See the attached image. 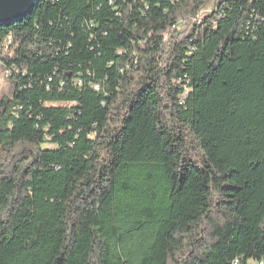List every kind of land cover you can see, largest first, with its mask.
<instances>
[{"label":"trees","instance_id":"trees-1","mask_svg":"<svg viewBox=\"0 0 264 264\" xmlns=\"http://www.w3.org/2000/svg\"><path fill=\"white\" fill-rule=\"evenodd\" d=\"M204 3L0 25V264L264 260V0Z\"/></svg>","mask_w":264,"mask_h":264},{"label":"water","instance_id":"water-1","mask_svg":"<svg viewBox=\"0 0 264 264\" xmlns=\"http://www.w3.org/2000/svg\"><path fill=\"white\" fill-rule=\"evenodd\" d=\"M41 0H0V25L10 23L29 13ZM227 0H218L220 6ZM207 0H205L204 6Z\"/></svg>","mask_w":264,"mask_h":264},{"label":"rangeland","instance_id":"rangeland-1","mask_svg":"<svg viewBox=\"0 0 264 264\" xmlns=\"http://www.w3.org/2000/svg\"><path fill=\"white\" fill-rule=\"evenodd\" d=\"M217 2L218 0H207L204 9L209 10L210 8L214 7ZM8 93H9V84L5 79L4 71H0V96L6 95Z\"/></svg>","mask_w":264,"mask_h":264},{"label":"built area","instance_id":"built-area-1","mask_svg":"<svg viewBox=\"0 0 264 264\" xmlns=\"http://www.w3.org/2000/svg\"><path fill=\"white\" fill-rule=\"evenodd\" d=\"M95 88L98 89L99 86H98V85H95ZM250 264H264V260L259 261V262H257V263H250Z\"/></svg>","mask_w":264,"mask_h":264}]
</instances>
